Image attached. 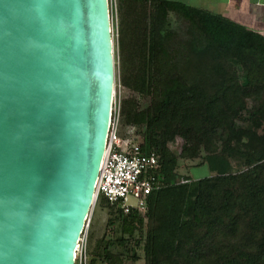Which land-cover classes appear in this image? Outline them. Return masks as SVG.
<instances>
[{"label": "trees", "instance_id": "trees-1", "mask_svg": "<svg viewBox=\"0 0 264 264\" xmlns=\"http://www.w3.org/2000/svg\"><path fill=\"white\" fill-rule=\"evenodd\" d=\"M122 1L123 82L149 100L124 115L144 150L161 148L165 185L143 211L101 199L107 226L125 242L147 226L146 264H264V34L182 0ZM232 157L249 170L234 175ZM181 158H202L214 175H181ZM107 244L97 254L122 264Z\"/></svg>", "mask_w": 264, "mask_h": 264}, {"label": "water", "instance_id": "water-1", "mask_svg": "<svg viewBox=\"0 0 264 264\" xmlns=\"http://www.w3.org/2000/svg\"><path fill=\"white\" fill-rule=\"evenodd\" d=\"M115 84L109 0H0V264H75Z\"/></svg>", "mask_w": 264, "mask_h": 264}, {"label": "rangeland", "instance_id": "rangeland-1", "mask_svg": "<svg viewBox=\"0 0 264 264\" xmlns=\"http://www.w3.org/2000/svg\"><path fill=\"white\" fill-rule=\"evenodd\" d=\"M187 3H195V0H182ZM122 0H109L110 3V13L112 21V32L114 38V54H115V65H116V84H115V95L113 103V118L114 115L119 119V132L118 135L122 139H134L137 142H144V136L139 132L138 127L126 122V116L124 115V107L128 102L135 99H138L141 105H147L148 99L143 96H136L132 91L124 85L123 82V61L120 50L119 42V24L121 16V5ZM243 17V16H242ZM243 19V18H242ZM254 18L248 16L245 23L254 24L256 27L261 29L264 32V24L253 22ZM243 21V20H241ZM252 21V22H251ZM257 23V25H256ZM243 74V72H241ZM251 100L249 101L250 104ZM247 113L244 111V116ZM184 145V140L181 136H177L176 139L170 143L171 149L180 153ZM161 156V148L156 149ZM205 154V152H202ZM202 154V155H203ZM233 165V174L238 175L246 170H249L250 167L245 166L242 162L231 158ZM202 158L190 159V158H181L178 166V172L181 175L190 176L192 178H202L205 176H212V173L207 165H203ZM100 202L95 201V204L92 208L89 218L91 222L89 228L82 234L80 247L77 251L78 263L81 264H109L108 261L97 253L102 251L104 247L108 244L107 242L113 243L112 250L116 254H121L122 264H146L145 253L143 250V236L147 232V226L145 230L140 232L136 238L126 236V242L122 239L121 230L119 226H107L109 218V210L106 205L100 206ZM104 238V239H103ZM103 239V241H101ZM122 241V244L120 243ZM136 256V257H134Z\"/></svg>", "mask_w": 264, "mask_h": 264}, {"label": "built area", "instance_id": "built-area-1", "mask_svg": "<svg viewBox=\"0 0 264 264\" xmlns=\"http://www.w3.org/2000/svg\"><path fill=\"white\" fill-rule=\"evenodd\" d=\"M119 119L116 115L108 132L107 148L96 184V200L104 199L125 214L143 211L149 195L164 184L161 157L157 150L146 151L134 139L118 135ZM88 218L85 231L89 228ZM81 241V238H80ZM80 241L77 251L80 247ZM76 251L75 264L78 263Z\"/></svg>", "mask_w": 264, "mask_h": 264}, {"label": "crops", "instance_id": "crops-1", "mask_svg": "<svg viewBox=\"0 0 264 264\" xmlns=\"http://www.w3.org/2000/svg\"><path fill=\"white\" fill-rule=\"evenodd\" d=\"M190 4L228 16L264 34V32L254 24H248L245 23L247 21H244L250 16L254 18V21L252 20L253 22L264 24V0H195V3Z\"/></svg>", "mask_w": 264, "mask_h": 264}]
</instances>
